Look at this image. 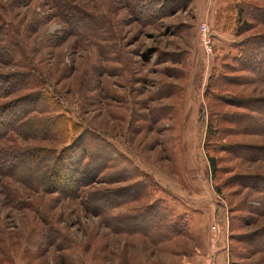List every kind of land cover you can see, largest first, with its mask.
<instances>
[{"label": "rangeland", "instance_id": "374dc122", "mask_svg": "<svg viewBox=\"0 0 264 264\" xmlns=\"http://www.w3.org/2000/svg\"><path fill=\"white\" fill-rule=\"evenodd\" d=\"M13 74L0 264H204L226 215L221 263L264 264V0H0V84ZM58 153L74 192L21 177Z\"/></svg>", "mask_w": 264, "mask_h": 264}, {"label": "trees", "instance_id": "16d2710c", "mask_svg": "<svg viewBox=\"0 0 264 264\" xmlns=\"http://www.w3.org/2000/svg\"><path fill=\"white\" fill-rule=\"evenodd\" d=\"M62 8H63V6H62ZM63 9H65V7ZM35 71L38 73V76H42V74L40 73L39 70H35ZM5 77H7L8 79H6L5 84H3V85L0 84V99H4L9 94H12L15 91L20 90L21 85H22L20 80H17V78H15V77H21V76H18V75L16 76L15 74H13L11 76L6 75ZM33 103H35L34 97H30V98L29 97H23L21 99L14 100L13 102L7 103L6 104L7 107L5 109H6V111H10V113H12L13 115H16L18 117L17 121L18 120L19 121H21V120L22 121H28V119L26 120L25 118L29 114H31L33 111H35ZM15 108H17V109H15ZM0 109H3V108H0ZM18 109H21V110H18ZM22 123H24V122H22ZM11 124L12 123H10V124L7 123L6 125L5 124L0 125V130H3L2 132L0 131V136H2L1 138H3L8 132H11L15 129V128L13 129ZM18 149L19 148H17L16 150H14L10 153H2L0 150V159L2 157H4L5 155L10 156V157L16 156L17 152L19 151ZM28 152H32V154L33 153H41V150H39L38 148H31L30 150H28ZM28 152H27V150H24V151H21L18 155L23 154L24 157L27 155H31ZM56 153H57V151H56ZM72 156L73 157L70 159L74 160L75 156L74 155H72ZM77 157H80V156H77ZM64 161H65L64 158H62L61 154L58 153V156L56 157L55 161L52 162V164H50L48 167L43 168L44 169L43 171H41L38 168V165L34 164L33 165L34 167L32 166L28 170V172L24 173L21 177L24 178V180H26V181H30L32 183H38V187H41V189H44L47 192L51 191L52 188H50V186H47L45 179L48 177H50V179L56 177L55 179L57 181H56V185H55L56 187H55L54 192L64 193L66 189L63 187H65L68 183H70L71 185L68 186L69 188L67 190H69L70 193H72V191L75 190L78 187V185H80V184H78L79 178L76 179V177H74L75 178L74 180L69 181V177H71V174H70L71 172H68L65 175L63 174V169L68 168L67 165H63L65 163ZM211 162L214 165L213 159H211ZM80 163H82V162H80V160L74 162V165H75L74 171L78 172V170L79 171L83 170V166L80 165ZM11 165L12 164H9V166H11ZM42 165H44V163ZM27 166H29V165H27ZM12 168H15V166L13 165ZM69 174H70V176H69ZM81 176H82V174H81ZM90 178H93V177H90ZM90 178H88V179H90ZM84 179H87V178L85 176H83L82 180H84ZM48 181H49V179H48ZM76 183H77V186H76ZM72 185H74V187H72ZM101 200H102L101 198H98L97 201H101ZM157 209L158 208H153L152 214H153V216H156V218H160L161 221L163 222V224L166 225V226H163V229L165 230L164 231V238L166 237V239H170V238L175 237V232L177 231V227H178L177 226V223H178L177 220L176 221H173V220L165 221V219H166L165 215H163V214L161 215V213ZM152 214L150 213V215H152ZM146 219L147 218H145V220Z\"/></svg>", "mask_w": 264, "mask_h": 264}, {"label": "built area", "instance_id": "2783aa9c", "mask_svg": "<svg viewBox=\"0 0 264 264\" xmlns=\"http://www.w3.org/2000/svg\"><path fill=\"white\" fill-rule=\"evenodd\" d=\"M199 39L202 47L208 54L213 53V43L210 37L209 27L206 23L200 24ZM229 220L226 215L223 222H217L210 228V252L205 258L204 264H222L221 258L229 252Z\"/></svg>", "mask_w": 264, "mask_h": 264}]
</instances>
